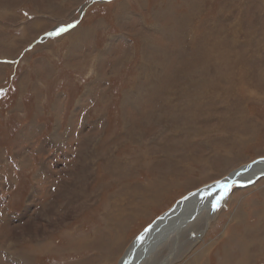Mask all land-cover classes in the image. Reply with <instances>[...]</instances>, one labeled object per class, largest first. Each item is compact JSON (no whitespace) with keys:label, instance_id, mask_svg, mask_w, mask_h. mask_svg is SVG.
Here are the masks:
<instances>
[{"label":"rangeland","instance_id":"1","mask_svg":"<svg viewBox=\"0 0 264 264\" xmlns=\"http://www.w3.org/2000/svg\"><path fill=\"white\" fill-rule=\"evenodd\" d=\"M0 89V264H119L264 158V0H0ZM211 205L163 264H264V174Z\"/></svg>","mask_w":264,"mask_h":264},{"label":"bare ground","instance_id":"2","mask_svg":"<svg viewBox=\"0 0 264 264\" xmlns=\"http://www.w3.org/2000/svg\"><path fill=\"white\" fill-rule=\"evenodd\" d=\"M262 174H264L263 157L239 166L232 170L228 176L226 174L200 188L192 189L165 212L160 213L143 229L140 235L133 239L121 256L120 264H151L156 251L167 245L168 240H173V247L170 246L171 250L159 262L160 264L166 263L173 253L179 231L187 223L195 220L201 213H208L211 210V204L224 197L232 183H238L241 186L248 185ZM222 185L228 186L227 192Z\"/></svg>","mask_w":264,"mask_h":264},{"label":"snow or ice","instance_id":"3","mask_svg":"<svg viewBox=\"0 0 264 264\" xmlns=\"http://www.w3.org/2000/svg\"><path fill=\"white\" fill-rule=\"evenodd\" d=\"M66 30H67L66 28H60L56 34H59V32H63V31H66ZM2 94H3V90L0 89V95H2ZM222 187L225 189V192H227L228 186L227 185H222Z\"/></svg>","mask_w":264,"mask_h":264},{"label":"water","instance_id":"4","mask_svg":"<svg viewBox=\"0 0 264 264\" xmlns=\"http://www.w3.org/2000/svg\"><path fill=\"white\" fill-rule=\"evenodd\" d=\"M228 175H229V173L226 176H228ZM119 264H120V261H119Z\"/></svg>","mask_w":264,"mask_h":264}]
</instances>
